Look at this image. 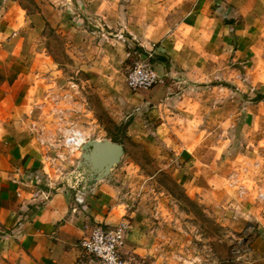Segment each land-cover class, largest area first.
<instances>
[{
  "label": "rangeland",
  "instance_id": "rangeland-1",
  "mask_svg": "<svg viewBox=\"0 0 264 264\" xmlns=\"http://www.w3.org/2000/svg\"><path fill=\"white\" fill-rule=\"evenodd\" d=\"M42 36L47 61L58 62L61 73L51 79L54 89L41 82L22 123L33 137L41 181L73 191L72 172L82 162L81 149L64 144L73 127L84 145L122 146L105 180L117 187L115 205L128 228L127 264H264V100L252 101L264 96L262 43L253 55L224 60L218 74L209 68L208 80L182 84L183 111L172 103L180 113L168 124L178 134L144 111L139 129L132 128L138 138L126 134L134 116L124 103L134 93L124 81L133 50L117 53L101 74L67 54L65 36L48 28ZM140 51L151 50L144 44ZM189 151L190 162H182Z\"/></svg>",
  "mask_w": 264,
  "mask_h": 264
},
{
  "label": "crops",
  "instance_id": "crops-1",
  "mask_svg": "<svg viewBox=\"0 0 264 264\" xmlns=\"http://www.w3.org/2000/svg\"><path fill=\"white\" fill-rule=\"evenodd\" d=\"M47 28L66 37L67 54L87 71L107 73L117 53L144 44L163 59L154 62L163 85L125 95L134 116L126 134L139 138L132 128L147 111L173 135L180 131L168 124L180 112L171 107L179 103L182 113L185 81L202 83L209 68L218 74L224 60L253 55L261 43L264 51V0H0V264H87L79 242L88 228L123 222L117 187L105 178L89 193L41 181L22 123L41 82L54 89L53 75L61 73L42 46Z\"/></svg>",
  "mask_w": 264,
  "mask_h": 264
},
{
  "label": "built area",
  "instance_id": "built-area-1",
  "mask_svg": "<svg viewBox=\"0 0 264 264\" xmlns=\"http://www.w3.org/2000/svg\"><path fill=\"white\" fill-rule=\"evenodd\" d=\"M119 39L124 38L119 37ZM151 51L139 52L138 48L133 49V58L124 77L125 84L130 91L150 90L164 84V78L159 77L154 69ZM81 137L86 141L80 131L73 127L68 128L65 132L64 144L73 150L81 149L85 144L77 146V141ZM72 174L71 189L89 193L94 178L92 173L82 165H76ZM127 235L128 228L122 222L112 228L102 225L90 226L88 234L79 242L81 255L89 264H127L122 251Z\"/></svg>",
  "mask_w": 264,
  "mask_h": 264
},
{
  "label": "water",
  "instance_id": "water-1",
  "mask_svg": "<svg viewBox=\"0 0 264 264\" xmlns=\"http://www.w3.org/2000/svg\"><path fill=\"white\" fill-rule=\"evenodd\" d=\"M82 165L93 175V183L105 178L111 166L117 164L123 154L121 145L99 141H90L81 148Z\"/></svg>",
  "mask_w": 264,
  "mask_h": 264
},
{
  "label": "trees",
  "instance_id": "trees-1",
  "mask_svg": "<svg viewBox=\"0 0 264 264\" xmlns=\"http://www.w3.org/2000/svg\"><path fill=\"white\" fill-rule=\"evenodd\" d=\"M153 60H154V62H162V61H164L163 59H161V58H157L156 60L153 58L152 59V62H153ZM154 62H153V64H154ZM262 100H264V96H262L261 94H258V95H256V97L252 100L253 102H260V101H262ZM130 123H128L127 125H129ZM114 142H117V141H114Z\"/></svg>",
  "mask_w": 264,
  "mask_h": 264
},
{
  "label": "clouds",
  "instance_id": "clouds-1",
  "mask_svg": "<svg viewBox=\"0 0 264 264\" xmlns=\"http://www.w3.org/2000/svg\"><path fill=\"white\" fill-rule=\"evenodd\" d=\"M77 135H80V133H77ZM84 143H85V140L83 139V137H81V139L77 141V146L83 145Z\"/></svg>",
  "mask_w": 264,
  "mask_h": 264
}]
</instances>
